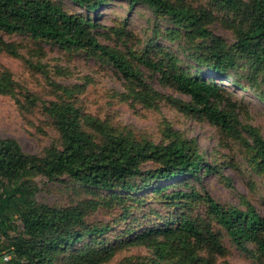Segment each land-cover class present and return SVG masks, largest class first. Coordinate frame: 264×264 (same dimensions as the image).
<instances>
[{
  "label": "trees",
  "instance_id": "1",
  "mask_svg": "<svg viewBox=\"0 0 264 264\" xmlns=\"http://www.w3.org/2000/svg\"><path fill=\"white\" fill-rule=\"evenodd\" d=\"M109 1L68 0L70 5H66L61 0H0V55L18 56V45L5 37L22 34L64 50L99 56L123 77L128 98L147 108L164 102L185 116L204 118L239 140L250 167L257 174L264 173V137L255 127L237 119L223 83L186 73L178 67L177 58L162 48H157L156 53L150 49H128L127 58L119 50L101 44L93 31L96 20L72 7L96 12ZM126 1L130 6L143 4L154 15L167 18L183 29L190 40L211 38L209 49L200 48L204 55L192 58L196 65L208 66L216 75L225 76V70L233 63L232 55L207 29L213 20L211 11L193 8L183 1ZM208 4L213 10L227 13L247 7L249 21L236 31L234 54L264 64V0H248L247 5L242 0H209ZM112 30L124 36L122 29ZM167 34L172 40L178 31L172 29ZM140 65L157 75L161 86L170 87L189 100L156 90L138 69ZM16 86L11 73L1 66L0 94L12 96ZM61 90L67 93L70 89ZM25 100L33 103L29 95ZM44 110L58 132L59 147H49L42 155L29 154L16 140L0 137V264H104L117 252L136 246L147 254L127 257L125 264H216L226 248L212 221L237 249L250 253L248 245L254 246L258 259L264 263V215L250 203L244 201L245 210L225 209L205 190L197 192L194 187L165 194L173 186L165 185L167 182L186 176L199 180L202 170L205 174L217 170L204 160L194 139L186 138L168 124L166 143L136 138L130 131H118L65 99L48 102ZM147 162L155 167L142 171ZM27 171L48 180L65 175L79 185L109 193L75 206L37 205L31 198L37 186L25 176ZM140 192L145 193L135 196ZM148 200H161L173 211L163 215L150 212L155 217L148 224L137 221L135 212ZM196 204L207 206L202 219L192 216L191 208ZM103 206L119 207L122 214L109 223L91 221L90 217ZM149 215L141 214L144 218ZM14 218L20 220L23 230L12 237L8 231L14 227ZM3 253H10L11 259L4 262Z\"/></svg>",
  "mask_w": 264,
  "mask_h": 264
},
{
  "label": "rangeland",
  "instance_id": "2",
  "mask_svg": "<svg viewBox=\"0 0 264 264\" xmlns=\"http://www.w3.org/2000/svg\"><path fill=\"white\" fill-rule=\"evenodd\" d=\"M61 1L70 5L68 0ZM170 1H183L193 8L211 11L213 20L207 25V29L214 38L221 40L224 49L232 55L233 63L225 70V76L216 75L208 66L196 65L192 58V55L203 54L200 48H210L211 38L190 40L183 29L173 25L167 18L154 15L143 4L130 6L126 0H110L105 7L89 13L77 6L72 7L85 17L96 20L97 27L93 31L101 44L119 50L127 58L128 49L136 52L150 49L156 53L157 48H162L177 58L178 67L186 73L202 76L210 82L223 83L227 90L226 97L234 105L237 119L242 124L252 125L264 137V103L261 101L264 100V64H256L253 60L234 54L233 47L237 40L236 31L246 27L249 21L247 7L242 6L235 12L227 13L211 9L209 0ZM242 2L247 5L248 0ZM112 29H122L124 36L116 34ZM172 29H176L178 34L170 40L167 33ZM5 39L18 45V56L0 55V67L11 73L17 89L12 96L0 94L1 138L16 140L22 151L29 154L42 155L49 147H59L58 132L46 114L44 105L60 99L72 101L80 110L108 122L118 131L128 130L136 138L148 139L154 143L167 142L165 127L168 124L186 138L194 139L204 160L217 170L208 174L202 170L199 180L186 176L167 182L165 185L170 183L173 186L165 194L176 190L189 191L190 187H194L197 192L205 190L214 202L225 209L233 207L245 210L243 203L246 201L260 215H264V173L257 174L250 167L247 152L239 140L220 131L204 118L185 116L164 102L147 108L133 101L127 97L123 77L111 63L99 56L85 51L71 52L22 34H10ZM138 69L156 90L189 100L170 87L161 86L158 76L143 66H138ZM61 87L70 90L65 93ZM26 95L30 96L33 103L25 100ZM243 136L246 138L245 134ZM154 167L153 163L147 162L141 169L146 171ZM25 176L37 186V190L31 195L37 205L63 208L99 199L109 193L79 185L65 175L48 180L36 172L27 171ZM136 181L139 183L138 179ZM144 193H135V196ZM172 209L161 200H148L135 213L137 221L148 224L155 217L149 215L150 212L163 215L173 211ZM191 210L196 219L204 218L208 211L205 204H196ZM143 213L149 217L144 218L141 216ZM121 214L122 209L119 207L114 209L103 206L94 212L90 220L109 223ZM13 226L8 234L12 237L21 234L23 228L18 218H14ZM212 227L221 232L222 243L226 248L224 256L218 257L216 264H264L258 259L254 246L248 245L250 253L243 252L233 245L214 221ZM146 254L147 251L140 247H130L117 252L104 264H125L127 257Z\"/></svg>",
  "mask_w": 264,
  "mask_h": 264
},
{
  "label": "built area",
  "instance_id": "3",
  "mask_svg": "<svg viewBox=\"0 0 264 264\" xmlns=\"http://www.w3.org/2000/svg\"><path fill=\"white\" fill-rule=\"evenodd\" d=\"M12 255L10 253H3L2 254V260L4 262L9 261L11 259Z\"/></svg>",
  "mask_w": 264,
  "mask_h": 264
}]
</instances>
